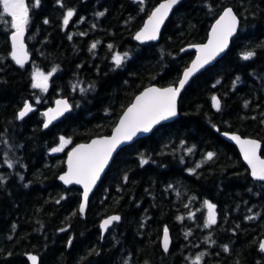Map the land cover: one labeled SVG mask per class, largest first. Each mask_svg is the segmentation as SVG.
<instances>
[{
	"label": "trees",
	"instance_id": "16d2710c",
	"mask_svg": "<svg viewBox=\"0 0 264 264\" xmlns=\"http://www.w3.org/2000/svg\"><path fill=\"white\" fill-rule=\"evenodd\" d=\"M161 1L40 0L30 8L31 60L23 68L10 59L13 29L0 23V264H29V253L39 264H194L202 253L200 264H264V183L250 178L236 147L220 136L257 139L264 157V0H182L160 41L138 44L134 34ZM226 7L241 24L227 53L183 91L178 119L115 156L82 217L81 190L58 181L68 150L109 135L144 88L177 85L194 57L182 49L205 42ZM248 51L254 56L244 60ZM125 53L117 67L113 56ZM53 68L47 92L32 88L35 71ZM57 97L72 109L42 130V111ZM27 101L34 110L19 120ZM61 137L70 143L52 152ZM206 200L216 206L211 228L204 227ZM112 214L120 221L101 238L99 223Z\"/></svg>",
	"mask_w": 264,
	"mask_h": 264
},
{
	"label": "snow or ice",
	"instance_id": "6c2138e0",
	"mask_svg": "<svg viewBox=\"0 0 264 264\" xmlns=\"http://www.w3.org/2000/svg\"><path fill=\"white\" fill-rule=\"evenodd\" d=\"M138 2L143 4L144 0H138ZM39 3L40 0H33L31 4L26 3V0H0V23L5 24L10 27V29H14L11 33V59L21 68L28 63V52L25 48L24 35L30 23V8L38 7ZM179 3L180 0H165L164 3L156 7L149 15L142 30L137 32L135 39L142 43L156 40L164 20L167 18L172 8ZM73 15V10H67L63 19L65 28L69 25ZM99 15H103V13H99ZM45 23H47V20H45ZM238 23V18L234 14L232 8L229 7L224 9L212 26L208 43L197 46L196 50L198 55L196 56V60L192 63L191 67L184 72L183 77L178 82V86H170L163 89L150 87L146 89L135 98L134 103L123 113L111 137L96 139L86 145L81 144L69 153L67 161L68 171L60 176V179L65 184L75 183L83 185L84 202L79 209L81 213L85 211L89 192L100 178V174L104 171L105 166L108 164L117 147L122 143L131 141L138 133L150 132L152 128L161 121L168 120L177 115L176 100L180 91L195 72L199 71L214 60L220 53L225 51L228 47L230 38L237 32ZM69 39H71V36H69ZM95 47L96 44H92L91 48L95 49ZM111 47L112 46L109 45L110 49ZM126 56V53L124 57L120 54H115L113 56L115 65L117 67L121 66ZM253 56L254 52L248 51L243 54L242 58L244 60H249ZM55 71V68L48 74L35 71L32 75V88L47 92L48 81ZM73 87L75 88L76 85ZM80 91L84 92L86 90L81 88ZM212 101L213 106L219 111L220 101L215 96L212 97ZM56 105V108L49 109L47 112L43 113L47 118L44 123L45 128H47L53 120L70 110V106L66 100H57ZM33 110L30 104L25 103L23 109L18 113V119H23ZM230 138L240 145L243 158L251 169L252 177L257 181L264 182V158H261L259 155L261 148L260 143L252 139H241V137L234 134ZM69 143L70 140L61 137L59 147L53 148L52 152L63 151L64 147ZM188 151L191 152L192 149H188ZM213 158L214 153L209 152L206 154V159L208 161H211ZM147 163V159H141V165ZM8 167H12V164L9 163ZM197 167H200V165L198 164ZM2 179L3 178L0 177V180ZM21 179L23 178L21 177ZM124 179L127 181V176H125ZM204 205L208 210L204 227L211 228L217 222L216 206L207 200L204 201ZM249 219H254V217H249ZM119 220V216H111L103 221L101 228L107 230L113 222ZM168 246V229L165 227L163 234V248L165 251L168 250ZM259 248L264 252V242L259 244ZM224 251H228L227 247L224 248ZM203 255L202 253L200 256H197L194 260V264H200ZM28 258L32 261V264H37L36 256H29Z\"/></svg>",
	"mask_w": 264,
	"mask_h": 264
},
{
	"label": "water",
	"instance_id": "95a60500",
	"mask_svg": "<svg viewBox=\"0 0 264 264\" xmlns=\"http://www.w3.org/2000/svg\"><path fill=\"white\" fill-rule=\"evenodd\" d=\"M181 1H182V0H180V3H181ZM164 2H165V0H162L161 2H159V3H158V4H157V5L151 10V12L154 11L156 7H158L160 4H162V3H164ZM180 3H179V4H180ZM179 4L175 5V6L172 8V10L169 12L167 18L164 20V23H163V24L161 25V27H160V32H159L158 38H157L156 40L145 41V42L142 43V42L137 41V40L135 39V36H136L137 32L141 31L142 28L144 27V25H145V23H146V21H147L149 15L151 14V12H150L149 15L145 18V20H144V22H143V25H142V26L140 27V29L134 34V36H133L134 41L137 42L138 44H141V45H142V44H148V43H158V42L160 41V39H161L162 31H163V29H164V27H165V25H166L168 19L171 17V15H172L173 12L175 11V9L179 6ZM226 8H229V7H226ZM226 8H224V9H226ZM230 8H232V7H230ZM224 9H223V11H224ZM232 10H233L234 14L237 16L239 23H238V26H237V32H236V34L233 35V36L230 38V40H229L228 47L225 49L224 52L220 53V54H219L214 60H212L209 64L205 65L203 68H201L199 71L195 72V73L190 77L188 83L185 84L184 88L180 91V94H179V96L177 97V100H176V110H177V115H176L175 117H172V118H170V119H168V120H165V121H161L159 124L155 125V126L152 128V130H151L150 132H147V133H138L137 136H135L131 141H127V142H125V143H122V144H120V145L117 147V149L115 150V152H113L112 157H111V159L109 160L108 164L105 166L104 171L100 174V178L96 181V184L92 187L91 191L89 192L88 201H87V204H86V207H85V211H84V213H81V212L79 211L81 204L84 202V201H83V191H84V189H83V185L75 184V183H73V184H65V183L60 179V176L64 175V174L68 171L67 161H68V155H69V153H70L74 148H76L77 146H79V145H81V144H85V145H86V144H90L93 140H96V139H102V138H106V137H111V136L113 135L114 129H115V127L117 126V124L119 123V120H120V118L122 117L123 113L127 110L128 107H130V106L132 105V103H134L135 98H136L138 95H140L142 92H144L146 89H148V88H150V87H157V88H161V89H163V88H167V87H170V86H167V87H159V86H157V85H150V86L144 88L140 93H138V94L133 98L132 102H131V103L125 108V110L123 111V113H122V114L120 115V117L118 118V120H117L115 126L113 127V129H112V131H111V133H110L109 135L95 136V137L91 138V139H90L89 141H87V142H81V143H78V144L74 145V146L68 151V153H67V155H66V158H65V170H64V172H62V173L58 176V181H59V182L65 187V188H67V189H70V188H72V187H77V188H79V189L81 190V196H80V202H79V206H78V211H79V213L81 214L82 217H85V216H86V213H87V210H88V207H89V203H90L91 197H92V195L94 194V192L96 191V189L98 188V186L100 185V183H101L102 179L104 178L106 172L108 171L109 167L111 166V164H112V162H113L115 156H116V155H117V154H118L123 148H125V147H127V146H129V145L135 143L136 141H138V140H140V139H142V138H145V137L149 136L150 134H152V133H153L158 127H160L161 125H165V124L171 123V122L175 121L176 119H178V117H179V100H180V98H181V95H182L183 91H184V90H185V89L191 84V82H192V81H193L198 75H200L202 72H204V71L207 70L208 68L214 66V65L217 63V61H219L220 59H222L223 56L227 53V51L229 50V48H230V46H231L232 40H233V38L237 35V33H238V31H239V27H240V19H239L238 15L236 14V12L234 11L233 8H232ZM223 11H222V12H223ZM222 12L220 13V15L222 14ZM220 15H219V16H220ZM219 16L214 20V22L212 23V26L214 25L215 21L219 18ZM212 26H211V28H210V30H209V32H208L207 39H206V41H205L204 43L191 44V45L185 46V47L182 49V51H184V52H187V51H193L195 54H194L193 59H192L191 62L189 63V65L183 70L180 79L183 77L184 72H185L189 67H191L192 63L196 60V56L198 55L197 50H196L197 46L204 45V44H207V43H208V40H209V38H210V33H211ZM12 32H13V31H12ZM12 32H11V33H12ZM11 33H10V35H9V42H10V58H11V51H12V45H11ZM26 33H27V29H26V31H25V35H24V42H25V48H26V50H27V52H28V63H29L30 60H31V57H30V53H29V51H28V45H27V43H26ZM11 60H12V59H11ZM12 61H13V60H12ZM14 63H15V62H14ZM28 63H27V64H28ZM15 64H16V63H15ZM27 64H26V65H27ZM26 65H25V66H26ZM18 66H19V65H18ZM178 82H179V81H178ZM171 86H172V87L178 86V83H177V85H171ZM216 98L219 100L218 97H216ZM57 100H66V101L68 102L69 106H70V110H69L68 112H65L64 115L60 116L59 118L53 120V122H52L51 124H49V126H48L47 128H45V127H44V123L46 122V119H47V118L43 115V113L47 112L49 109H54V108H56V106H57V105H56V101H57ZM219 101H220V100H219ZM26 103H28V104L31 105L30 101H27ZM24 105H25V104H24ZM24 105H23V107H24ZM31 106H32V105H31ZM23 107L18 111V113L23 109ZM32 108H33V106H32ZM214 108H215V107H214ZM215 109H216V108H215ZM70 111H71V103H70V101L68 100V98H66V97H57V98L54 100L52 106H50V107H48V108H46V109H44V110L42 111V115H43L42 130H46V129L52 127L53 125H55L57 122H59V121H60V120L66 115V114H68ZM32 112H33V111H32ZM32 112L28 113L25 117H27L28 115H30ZM18 113H17V117H18ZM25 117H24V118H25ZM24 118H23V119H24ZM19 120H22V119H19ZM233 134H234V135H238L239 137H241V139H252V140H256L257 142L260 143L261 148H262V143H261L259 140H257V139H254V138H251V137H243V136H241V135L238 134V133H232V132H221V133H220V136H221L224 140H226L227 142L231 143L232 145H234V146L236 147V149L238 150V152H239V154H240V156H241L242 161L244 162V164H245V165L247 166V168L249 169L250 177H251L254 181H257V180H255V179L252 177V175H251V169L249 168L247 162H246V161L244 160V158H243V154H242V152H241V150H240V145L237 144L236 141H234V140H232V139L230 138ZM261 148H260L259 155L261 156V158H264V157L261 155ZM258 182H261V181H258ZM262 183H264V182H262ZM111 216H118V215H116V214L108 215V216L104 217V218L100 221V223H99V228H100V232H101V238L104 237V235L107 233V231H108L109 228H111L115 223L119 222V221H117V222H113V224L110 225L109 228H108L107 230H103V229L101 228V224L103 223V221H104L105 219H107V218H109V217H111ZM163 234H164V231H163ZM163 234H162V237H161V248H162V250H163L165 253H167V252L169 251V248H170V245H171V237H170V233H169V231H168L169 246H168V250L165 251L164 248H163ZM261 242H264V239H262V240L260 241V243H261ZM260 243H259V244H260ZM259 249H260V248H259ZM29 256H36V257H37V264H39V257H38L36 254H33V253H29V254L26 255V258H27L29 264H32V261H30L29 258H28ZM146 264H150V263H146Z\"/></svg>",
	"mask_w": 264,
	"mask_h": 264
}]
</instances>
